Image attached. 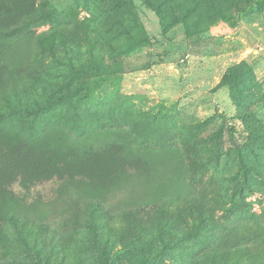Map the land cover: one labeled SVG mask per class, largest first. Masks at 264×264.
I'll list each match as a JSON object with an SVG mask.
<instances>
[{
  "label": "rangeland",
  "instance_id": "1",
  "mask_svg": "<svg viewBox=\"0 0 264 264\" xmlns=\"http://www.w3.org/2000/svg\"><path fill=\"white\" fill-rule=\"evenodd\" d=\"M38 8L0 46V135L67 160L118 145L141 167L94 206L86 189L22 190L46 216L0 236V263L264 264V0ZM142 206L161 220L132 241L124 209Z\"/></svg>",
  "mask_w": 264,
  "mask_h": 264
},
{
  "label": "trees",
  "instance_id": "2",
  "mask_svg": "<svg viewBox=\"0 0 264 264\" xmlns=\"http://www.w3.org/2000/svg\"><path fill=\"white\" fill-rule=\"evenodd\" d=\"M38 4L39 0H0V46L5 39L29 32L36 26L41 17ZM6 72L5 65L0 64V94L4 95L9 92L3 84ZM14 87L17 88L16 83L15 86L14 83L9 85V88ZM124 149L108 145L100 151L67 160L26 137L0 135V236L12 242L10 234H6L15 229V221L33 219L43 222L46 216L43 212L36 215L30 211L23 201L22 190L32 191L37 186L56 183L55 189L51 188L49 201L56 200L63 192L69 193V189L73 188L80 192L81 189L89 190V195H85L86 203L92 206L100 204L119 179L141 167L139 159L129 157ZM36 194V199H42L41 193ZM124 219L130 222L132 241L136 240L146 221L155 223L161 220L156 206L126 208ZM2 261V264H15V256Z\"/></svg>",
  "mask_w": 264,
  "mask_h": 264
}]
</instances>
